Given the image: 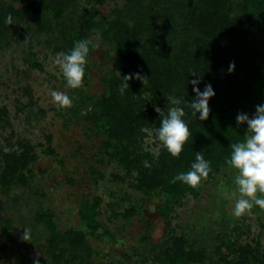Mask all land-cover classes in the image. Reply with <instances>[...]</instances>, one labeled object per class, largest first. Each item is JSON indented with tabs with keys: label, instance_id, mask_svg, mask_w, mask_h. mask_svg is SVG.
<instances>
[{
	"label": "trees",
	"instance_id": "16d2710c",
	"mask_svg": "<svg viewBox=\"0 0 264 264\" xmlns=\"http://www.w3.org/2000/svg\"><path fill=\"white\" fill-rule=\"evenodd\" d=\"M120 1L123 3L114 7L108 17H101L96 7L107 0H21L20 6L0 0V49L15 24L33 28V22L39 29H52L71 19L69 28H63L61 33L62 51L69 52L78 40L92 41L85 83L95 48L93 36L99 35L101 44L114 54L116 65L103 76L105 89L101 95H87L83 87L73 89L79 105L74 114H86L85 120L103 139L102 156L118 162L129 174L136 172L137 189L147 199L162 201L158 213L169 222L187 196L198 197L205 182L230 167L226 160L230 158L231 143L242 141L248 129L246 123H237V115L251 117L257 105H264V70L254 58L258 56L256 38L264 36V0ZM74 7L80 9V16L68 15ZM9 14L12 25L5 23ZM233 63L235 69L229 72ZM136 73L149 77L147 85L133 75L129 88L121 95L122 76ZM195 79L201 81V91L208 84L215 91L209 100V118L204 121L188 107L196 97L190 83ZM167 97L182 99L180 106L186 113L183 119L191 133L178 158L164 146L156 157L140 150L146 131L156 132L161 125L157 105L166 102L171 107ZM25 148L20 154H4L0 191L29 183L34 174V156ZM196 152L210 161L208 179L197 188L181 181L173 183L177 174L191 169ZM144 161L151 167L146 168ZM95 210L84 205L80 210L82 228L61 231L55 212L39 207L31 219L32 234L27 244H45L40 264H106L97 261L99 254L88 242V237L103 238L110 233L97 219ZM218 226L204 232L206 237L214 235L209 249L202 240L188 246L184 238L172 239L170 248L155 247V260L161 264H264L261 242L255 246L243 244L241 234L229 222ZM4 228L7 240L13 242L14 221H6Z\"/></svg>",
	"mask_w": 264,
	"mask_h": 264
},
{
	"label": "rangeland",
	"instance_id": "374dc122",
	"mask_svg": "<svg viewBox=\"0 0 264 264\" xmlns=\"http://www.w3.org/2000/svg\"><path fill=\"white\" fill-rule=\"evenodd\" d=\"M8 1L21 4V0ZM122 3L107 0L96 10L101 17H108ZM74 13L80 16V9L74 7L68 15ZM70 23L71 19H66L52 29H39L33 22V28L15 24L0 49V172L4 154H20L27 147L34 156L29 183L0 191V264H35L45 257L44 243L27 244L31 219L41 206L55 212L61 231L82 228L80 210L86 204L94 207L97 219L110 233L103 238L88 237V242L99 254L97 261L106 264H161L154 258L155 247L170 248L172 239L184 238L188 246L202 240L208 248L214 235L206 237L204 232L222 222L236 228L243 244L261 242L259 249L264 252V210L255 206L251 215H233L236 197L231 193L236 190V171L231 167L205 182L198 197L187 196L167 222L158 213L162 201L147 199L137 189V173L129 174L118 162L102 156L103 139L85 120V113L74 114L79 106L75 93L53 63L56 54L63 52L61 33ZM93 40L95 48L83 90L96 96L104 92L102 78L116 64L99 35ZM254 48L258 54L254 58L264 70L263 35L256 38ZM53 90L66 92L73 100L72 107L55 105L50 96ZM157 107L165 112L169 104ZM140 147L141 152L156 157L163 144L151 129ZM128 215L131 219L127 221ZM8 220L15 223L13 242L6 237L4 223Z\"/></svg>",
	"mask_w": 264,
	"mask_h": 264
},
{
	"label": "clouds",
	"instance_id": "9594fccd",
	"mask_svg": "<svg viewBox=\"0 0 264 264\" xmlns=\"http://www.w3.org/2000/svg\"><path fill=\"white\" fill-rule=\"evenodd\" d=\"M8 25L14 24L13 17L9 14L5 18ZM90 39L78 40L74 43L69 52H59L54 58V65L58 66L62 72L66 84L71 89H80L84 86L86 74V65L90 53ZM235 64H231L229 72L234 71ZM119 73V72H118ZM141 80L143 85H147V76H141L139 73L122 76V83L119 87L121 95L129 88L128 81L133 79ZM192 76H196L193 74ZM201 81L199 79L191 80L193 91L196 93L188 107L193 115L199 113V120L204 121L209 118L210 106L209 100L215 96L211 84L205 86L201 91L198 87ZM52 102L60 108H69L73 105L72 98L64 91H51ZM171 104L167 114L157 107L156 111L162 116L160 127L157 128L156 135L168 152L179 157L183 151L184 145L191 136L188 125L185 123V109L181 107L182 99L176 97H167ZM240 125L247 124V134L240 142L231 143L230 158L226 163L236 171L234 184L236 190L231 193L235 198L233 215L240 218L244 215H251L255 206L264 210V105H257L253 116L240 113L236 117ZM144 166L150 168L151 164L144 161ZM212 171L210 161L204 158L203 153L196 152L195 162L191 164V169L185 173L177 174L172 182L181 181L192 188H197L202 181H206L209 173ZM26 232L23 239L27 240ZM35 264H40L39 260Z\"/></svg>",
	"mask_w": 264,
	"mask_h": 264
}]
</instances>
